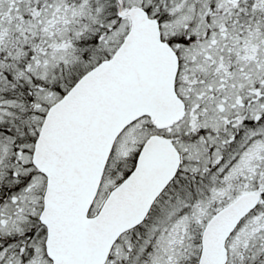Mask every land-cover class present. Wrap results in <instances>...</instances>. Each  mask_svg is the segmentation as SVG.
Instances as JSON below:
<instances>
[{
  "label": "snow or ice",
  "instance_id": "obj_1",
  "mask_svg": "<svg viewBox=\"0 0 264 264\" xmlns=\"http://www.w3.org/2000/svg\"><path fill=\"white\" fill-rule=\"evenodd\" d=\"M0 264H264V0H0Z\"/></svg>",
  "mask_w": 264,
  "mask_h": 264
}]
</instances>
